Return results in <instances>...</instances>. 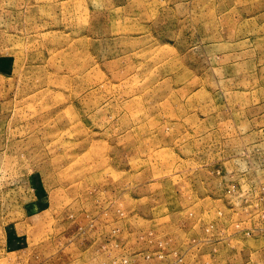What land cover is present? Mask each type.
I'll return each instance as SVG.
<instances>
[{"label": "rangeland", "instance_id": "374dc122", "mask_svg": "<svg viewBox=\"0 0 264 264\" xmlns=\"http://www.w3.org/2000/svg\"><path fill=\"white\" fill-rule=\"evenodd\" d=\"M0 264H264V0H0Z\"/></svg>", "mask_w": 264, "mask_h": 264}]
</instances>
